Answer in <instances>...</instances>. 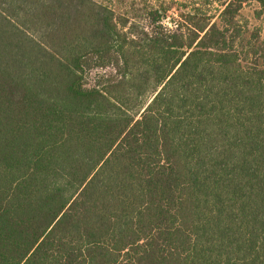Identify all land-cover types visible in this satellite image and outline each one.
<instances>
[{"label":"trees","instance_id":"1","mask_svg":"<svg viewBox=\"0 0 264 264\" xmlns=\"http://www.w3.org/2000/svg\"><path fill=\"white\" fill-rule=\"evenodd\" d=\"M250 1L0 0V264H264Z\"/></svg>","mask_w":264,"mask_h":264},{"label":"rangeland","instance_id":"2","mask_svg":"<svg viewBox=\"0 0 264 264\" xmlns=\"http://www.w3.org/2000/svg\"><path fill=\"white\" fill-rule=\"evenodd\" d=\"M99 2L105 3L111 7L117 17V19L128 18L129 22H136L139 26H147L150 22L146 14V9L150 6L157 7L158 5H174V9L167 12L168 16H176L175 8L181 10H187L193 5L194 2L200 0H97ZM212 3L203 7L208 13L216 14V8H218V2L216 0H211ZM215 19V18H214ZM239 23L244 29L245 42L252 39L254 35L259 37L263 36L264 33V13L260 11V7L254 1L247 2L243 5L239 14ZM165 25H171L168 18L164 20ZM261 38H259L260 40Z\"/></svg>","mask_w":264,"mask_h":264}]
</instances>
